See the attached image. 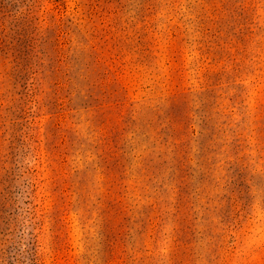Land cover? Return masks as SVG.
I'll return each mask as SVG.
<instances>
[{
	"label": "rangeland",
	"instance_id": "obj_1",
	"mask_svg": "<svg viewBox=\"0 0 264 264\" xmlns=\"http://www.w3.org/2000/svg\"><path fill=\"white\" fill-rule=\"evenodd\" d=\"M0 264H264V0H0Z\"/></svg>",
	"mask_w": 264,
	"mask_h": 264
}]
</instances>
